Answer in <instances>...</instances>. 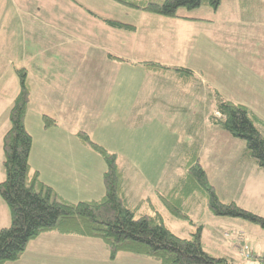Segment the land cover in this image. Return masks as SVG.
<instances>
[{
    "label": "crops",
    "instance_id": "1",
    "mask_svg": "<svg viewBox=\"0 0 264 264\" xmlns=\"http://www.w3.org/2000/svg\"><path fill=\"white\" fill-rule=\"evenodd\" d=\"M173 19L178 23L170 24L169 28H176L175 35L177 28L181 34L186 33L180 40L187 42L196 33L191 31L194 22L212 24V21L200 18ZM103 20L116 21L99 17L77 0H0V81L6 79L5 88L0 89V145L9 128L12 101L19 91L17 70L22 69L26 72L30 90L24 120L32 137L29 164L38 171L42 182L71 203L102 198L105 194L104 161L84 146L76 133H86L94 143H102L111 134L120 138V144H129L122 149L121 157L128 161V168L123 170L119 166L128 204L135 207L150 198L160 211L157 204L162 203L158 195L179 183L185 173L186 151L196 150L199 157L203 135L213 138L222 134L209 122L214 109L213 92L222 90L194 63L171 61L168 42L161 33L153 32L152 25L149 24L145 28L147 33L138 39L136 27L133 31L120 30L109 27ZM19 27L22 32L27 28L33 31L26 36L27 44L32 47L30 51L25 50L23 38L16 35ZM75 42H78L79 50L75 49L73 54ZM61 48L64 53L57 52ZM147 63L188 72L152 70L145 66ZM203 66L207 72V67ZM43 115L55 119L58 126L42 129ZM181 127L189 140L178 133ZM32 129H36L38 144L42 147L40 151L30 132ZM59 143H62L59 148L64 151L49 154V148ZM168 144L170 147L165 149ZM201 149L203 151V147ZM213 156L220 160L216 154ZM244 156L246 159V154ZM2 157L0 155V162ZM50 158H57L53 169L60 167L61 160L65 161L62 170L53 172L61 178H52L53 181L43 174L44 167L40 162L41 159L50 161ZM175 158L178 159L176 166L171 163ZM157 160L161 161V166L153 170L152 165ZM60 182L63 186L58 184ZM1 201L0 228L6 225L9 212L5 211ZM235 227L240 226L235 223ZM239 231L247 243L250 235L244 230ZM260 238L264 240V235ZM92 239L45 232L28 244L18 261L6 264H65L75 260L70 257V254L74 255V247L85 246L88 251L98 249L99 245L90 241ZM250 241L254 242L250 239L249 244ZM259 246L256 242L255 251L262 248ZM104 252L102 258L112 262L107 248ZM54 256L61 259H54ZM118 256V260L128 262H137L133 260L139 258Z\"/></svg>",
    "mask_w": 264,
    "mask_h": 264
},
{
    "label": "trees",
    "instance_id": "2",
    "mask_svg": "<svg viewBox=\"0 0 264 264\" xmlns=\"http://www.w3.org/2000/svg\"><path fill=\"white\" fill-rule=\"evenodd\" d=\"M112 1L161 17L193 19L180 16L178 10L209 7L217 11L223 0ZM103 22L120 30L135 29L118 21ZM145 66L152 70L188 72L186 69L166 68L153 63ZM17 77L19 91L12 101L8 114L9 128L2 138L5 180L0 183V198L8 208L10 225L0 229V264L18 261L28 244L45 232L98 239L106 246L110 260L125 253L152 259L159 264H234L231 259L215 258L205 252L202 245L203 227L195 224L189 215V201L195 194L202 195L205 206L213 216L243 220L264 230V216L249 212L234 202L219 200L197 151L191 150L186 151L185 173L179 183L158 195L171 216L194 228L190 238L177 237L165 225L163 214L150 198L135 207L128 204L117 155L91 141L84 132L76 133L78 140L104 161L105 194L93 201L71 203L65 200L42 182L38 171L29 164L32 137L25 128L24 120L30 90L26 72L17 70ZM213 106V112L209 115L210 124L241 140L247 158L264 171V122L247 107L230 102L216 91L213 92ZM41 121L45 129L58 126V122L47 115H43Z\"/></svg>",
    "mask_w": 264,
    "mask_h": 264
},
{
    "label": "rangeland",
    "instance_id": "3",
    "mask_svg": "<svg viewBox=\"0 0 264 264\" xmlns=\"http://www.w3.org/2000/svg\"><path fill=\"white\" fill-rule=\"evenodd\" d=\"M17 1L21 2L22 0ZM77 1L86 8H91L101 18L116 20L136 27L139 32L138 39L143 38L148 31L145 28L149 24L152 25L153 32L155 34L161 33L163 39L168 42V46H170L168 55L171 56V61L173 60L178 64H184L185 61L194 63L195 66L204 70L206 76L209 74L208 77L222 90L221 92L217 89L219 94L221 93L230 102L247 107L264 122V0H223L217 11L209 7L191 11L179 9L178 14L180 16L212 21L210 25L194 22L192 24L194 30L191 31L196 33L193 34L194 38L190 42H187L186 39L185 41L180 40L181 35L186 33L181 34L177 28L178 34L175 35L176 28H169L170 24L178 23L173 18H161V16L122 6L112 0ZM14 4L17 5L16 2ZM155 18L163 19V21L155 20ZM94 22L96 23V21ZM29 32L33 31L27 28L22 32L20 27L16 30V35L23 38L26 51H30L32 48L31 45L27 44L28 39L26 36L29 35ZM155 40L154 37L153 41ZM20 41L22 40L20 39ZM78 45V42L74 43L73 54H75V49L79 50ZM1 51H3L2 48ZM57 52L64 53V49H58ZM220 63H222L221 66H219ZM203 65L207 67L208 73ZM4 77L6 76H2V78ZM5 80L0 81V89L5 88L3 84ZM0 113L2 115V112ZM33 123H35L34 120ZM40 125L42 129H45L42 123ZM183 130L184 127L178 129V133L182 137L186 135ZM30 132H32L34 142L39 147L38 151H40L42 147L38 144L36 129L30 130ZM221 132L220 135H223V138L220 135L213 138L205 135L202 137L199 157H201L200 162L204 167L203 169H205L208 180L215 187L220 201L224 203L234 202L249 212L264 216V171L258 170L259 168L255 166L252 160L245 159V145L241 140L233 138L223 131ZM124 138L127 139V137ZM184 139L189 140L187 136ZM103 140L102 143L96 144H101L100 146L106 150H108L107 148L114 150L115 152L108 151L117 155L119 166L123 170L127 169L128 161L122 160L121 157L123 156L122 149L129 144H120V138L111 136V134ZM61 144L51 146L49 154H53L56 150L64 151V148H59ZM1 147L2 141L0 145V155L2 156ZM169 147L168 144L165 149ZM213 154H216L220 160L214 159ZM50 159V161L41 159L40 162L44 167L42 168L43 174H47L53 181L52 178H61L54 175L53 172L62 170L61 167L64 168L62 164H65V161L61 160L60 167L53 169L57 158ZM2 161L0 162V183L5 180ZM173 162L176 166L178 159L175 158L171 161V163ZM160 166L161 161L157 160L152 165V169L155 170ZM166 174V177H168L169 174ZM58 184L63 186V182ZM1 203H3L5 211H8L6 204L2 201ZM189 204L190 218L195 224L197 223L203 227L202 245L206 253L215 258L231 259L234 264H264V240L260 238L261 235H264L263 229L243 220L213 216L205 206L201 194H195ZM157 206L163 214L165 225L174 235L183 239L190 238L191 233L194 232L192 226L171 216L162 204L158 203ZM235 223L240 227L236 228ZM9 225L8 212L4 227ZM239 230H244V233L250 235L247 240L252 239L254 242L250 241L251 244H249L248 241L247 243L243 241L244 237L239 234ZM90 241L97 243L99 245L98 249L88 251L89 249L86 248V250L85 246L74 247V255L70 254V257L75 260L65 264H156L155 260H144L140 257L133 260L137 262L118 260L117 257L119 256L116 257L117 259L111 260L112 262H108L105 258H102L105 255L104 249H106L103 242L96 239ZM256 242L260 243L259 248H262L255 251L254 245ZM68 246L65 245V248H68ZM120 255H130L127 256L130 259L136 257L131 254ZM262 256L263 258H261ZM56 258L61 259L59 256H54V259Z\"/></svg>",
    "mask_w": 264,
    "mask_h": 264
},
{
    "label": "built area",
    "instance_id": "4",
    "mask_svg": "<svg viewBox=\"0 0 264 264\" xmlns=\"http://www.w3.org/2000/svg\"><path fill=\"white\" fill-rule=\"evenodd\" d=\"M247 256H249V255H247Z\"/></svg>",
    "mask_w": 264,
    "mask_h": 264
}]
</instances>
